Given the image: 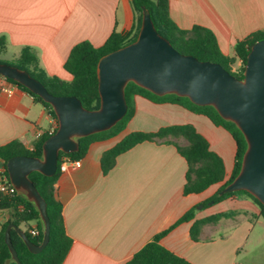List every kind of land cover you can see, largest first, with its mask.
Masks as SVG:
<instances>
[{"label": "crops", "instance_id": "1", "mask_svg": "<svg viewBox=\"0 0 264 264\" xmlns=\"http://www.w3.org/2000/svg\"><path fill=\"white\" fill-rule=\"evenodd\" d=\"M125 1L0 0V37L7 39L3 53L10 52L14 59L23 47H31L48 74L70 80L64 63L75 45L89 41L101 47L115 30L131 29L134 13ZM169 11L182 29L194 25L210 29L222 53L229 56L235 55L238 41L264 31V0H169ZM135 103V115L125 130L93 143L81 165H71L56 184L66 230L73 239L63 264H126L193 208L195 219L225 212L235 215L204 226L198 241L191 238L194 221L180 223L161 239L164 247L192 264H264V243L253 237L262 221L255 217L259 206L247 197H231L214 204L219 208L204 207L223 183L184 195L187 162L173 145L141 143L120 155L115 167L103 174L102 154L129 133L191 124L223 158L225 181L231 176L237 147L228 131L178 105L155 104L140 96ZM56 126L29 93L17 88L11 97L0 94V146L18 140L32 149L39 134ZM223 202L230 204L221 208ZM8 219V211H0V229Z\"/></svg>", "mask_w": 264, "mask_h": 264}, {"label": "trees", "instance_id": "2", "mask_svg": "<svg viewBox=\"0 0 264 264\" xmlns=\"http://www.w3.org/2000/svg\"><path fill=\"white\" fill-rule=\"evenodd\" d=\"M128 1L134 13L131 29L125 32L115 30L101 47H95L89 41H83L75 45L64 63L65 71L72 76L70 80L48 74L41 66L40 58L36 51L28 46L23 47L19 56L12 60L8 61L0 58V63H7L28 71L31 76L43 83L53 95L75 96L86 109L96 110L100 107L97 75L98 61L102 56L124 47L137 39L142 26L143 8L149 10L158 33L169 40L177 51L182 54L192 55L200 61L219 63L238 79L244 78L247 57L251 47L257 41L264 39V31L255 32L235 44L234 56L225 55L219 47L215 34L210 29L200 25H194L190 29L180 28L170 16L169 0ZM6 46L7 39L5 36H1L0 56ZM237 62H240L239 66H237ZM0 77L3 76L0 75ZM5 79L33 96L35 102L41 104L48 111L49 115L55 119L57 126L52 132H44L34 142L32 149L26 148L18 140L0 146V157L6 164L10 158L15 156L25 155L42 158L44 142L58 129L56 113L52 106L40 96L12 79ZM125 95L128 111L115 126L109 130L80 138L78 140L79 149L74 153L60 152L58 169L54 176H46L37 171L31 173V180L47 203V214L50 219V236L48 243L42 251L32 253L18 232L12 229L11 239L21 264H63L71 250L73 239L67 233L63 215L64 207L58 199L56 192V184L62 175L60 165L65 157H69L72 160L83 159L93 143L111 139L122 133L135 115L136 96L143 97L155 104L181 106L192 113L207 117L215 126L222 127L228 131L237 147L231 176L225 181L226 170L223 158L211 150L208 140L191 124L161 127L156 132L134 131L129 133L114 147L102 154L100 162L104 175L115 167L117 158L120 155L135 146L144 142L157 143L164 141L173 145L187 162L183 189L184 195L200 194L213 185L223 183L219 191L204 202V207L220 203L231 197H247L252 199L260 208L259 214L255 217L264 221V205L249 192L241 190L220 195V192L240 173L243 157L248 147L243 133L235 123L222 118L213 106H200L194 104L189 98L176 94L159 96L134 82L128 83ZM182 139L187 143L184 145L179 144V141ZM0 211H8L10 215L9 219L0 229V264H5L6 260L11 258L9 247L5 242V231L9 224L12 223L22 228L35 244L42 243L44 227L37 208L20 194L4 195L0 192ZM234 215L235 212H225L203 219H195V208H193L186 212L170 228L156 234L126 264H192L164 247L160 242L161 239L180 223L194 221L191 227V238L194 241H198L200 240L204 226L217 224L222 218L233 217ZM32 231H35V233L33 234Z\"/></svg>", "mask_w": 264, "mask_h": 264}, {"label": "water", "instance_id": "3", "mask_svg": "<svg viewBox=\"0 0 264 264\" xmlns=\"http://www.w3.org/2000/svg\"><path fill=\"white\" fill-rule=\"evenodd\" d=\"M0 75L40 96L52 106L58 119L57 131L43 144L42 158L22 155L7 161L11 183L39 211L44 235L42 243L35 244L22 228L9 224L5 242L11 258L5 264H21L11 239L12 229L32 253L42 251L49 241L47 203L31 180V173L54 176L60 152L78 151L80 138L109 130L122 120L128 111L125 89L129 82L159 96L176 94L200 106H213L222 118L235 123L248 147L240 173L220 195L244 190L264 205V39L251 47L244 78L238 79L219 63L200 61L177 51L158 33L149 10L143 8L137 39L98 61L100 107L96 110L86 109L75 96L51 94L28 71L10 64L0 63Z\"/></svg>", "mask_w": 264, "mask_h": 264}, {"label": "built area", "instance_id": "4", "mask_svg": "<svg viewBox=\"0 0 264 264\" xmlns=\"http://www.w3.org/2000/svg\"><path fill=\"white\" fill-rule=\"evenodd\" d=\"M17 88L18 87L14 83L7 81L4 77H0V94H5L8 97H11ZM41 135L42 134H39L37 136V139ZM71 165L80 166L81 159L72 160L69 157H65L62 161V164L60 165L61 173L66 172ZM0 192L3 193L4 195L18 194L17 189L12 185L10 181L7 171V164L4 162V160L1 157H0ZM32 233L34 234L35 231H32Z\"/></svg>", "mask_w": 264, "mask_h": 264}, {"label": "rangeland", "instance_id": "5", "mask_svg": "<svg viewBox=\"0 0 264 264\" xmlns=\"http://www.w3.org/2000/svg\"><path fill=\"white\" fill-rule=\"evenodd\" d=\"M125 2H127L126 4H128L127 6H128V8H129V3H128V1H125ZM0 58L3 59V60H8V61L12 59V58H11V54H10V52L2 53L1 56H0ZM179 144L184 145L185 142L182 141V140H180V141H179ZM221 204H224V205H222V206H224V207H221V208H226V207H228V205H229L230 203H228V202H223V203H221ZM199 207L201 208L202 205H199ZM214 208H219V206H218V205H214ZM208 209H209V207H208ZM208 209H201V210L204 211V212L206 213V212H208ZM8 213H9V212H8ZM9 216H10V215H9ZM253 237H255V238L259 241V243H264V221H263V220L261 221V223H259V224L256 226V229H255V231H254V233H253Z\"/></svg>", "mask_w": 264, "mask_h": 264}]
</instances>
